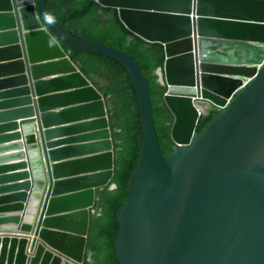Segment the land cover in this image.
<instances>
[{
	"label": "water",
	"instance_id": "obj_1",
	"mask_svg": "<svg viewBox=\"0 0 264 264\" xmlns=\"http://www.w3.org/2000/svg\"><path fill=\"white\" fill-rule=\"evenodd\" d=\"M94 1L166 47L175 152H163L134 57L66 33L46 0H0V153L13 152L0 158V264H85L98 192L115 178L106 100L63 46L119 61L138 96L120 263L264 264V0Z\"/></svg>",
	"mask_w": 264,
	"mask_h": 264
},
{
	"label": "trees",
	"instance_id": "obj_2",
	"mask_svg": "<svg viewBox=\"0 0 264 264\" xmlns=\"http://www.w3.org/2000/svg\"><path fill=\"white\" fill-rule=\"evenodd\" d=\"M46 7L51 19L66 33L115 47L136 59L150 85L163 152L171 156L176 149L172 139L175 117L165 101L168 87L161 83L159 75L167 62L166 47L134 34L120 20L117 10L103 8L94 0H46ZM63 49L104 95L115 142V178L98 192L85 264H121L115 246L120 231L117 215L129 200L132 176L141 160L144 142L138 96L131 74L119 61L66 46ZM220 113V109L210 107L200 120L198 133L202 134ZM113 186L117 188L112 189Z\"/></svg>",
	"mask_w": 264,
	"mask_h": 264
},
{
	"label": "crops",
	"instance_id": "obj_3",
	"mask_svg": "<svg viewBox=\"0 0 264 264\" xmlns=\"http://www.w3.org/2000/svg\"><path fill=\"white\" fill-rule=\"evenodd\" d=\"M20 132V131H18ZM9 134V133H7ZM14 142H17V141H14ZM14 142H9V143H5V144H2L3 145H8V144H11V143H14ZM10 154H13V152L9 151V152H5V153H0V158L4 157V156H9ZM8 164H13V162H9Z\"/></svg>",
	"mask_w": 264,
	"mask_h": 264
}]
</instances>
